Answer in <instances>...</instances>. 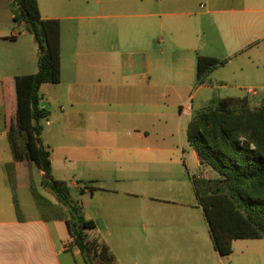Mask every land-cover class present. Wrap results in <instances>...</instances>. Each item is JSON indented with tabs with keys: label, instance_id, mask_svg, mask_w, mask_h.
<instances>
[{
	"label": "crops",
	"instance_id": "obj_1",
	"mask_svg": "<svg viewBox=\"0 0 264 264\" xmlns=\"http://www.w3.org/2000/svg\"><path fill=\"white\" fill-rule=\"evenodd\" d=\"M44 1L42 10L37 0L40 15L59 20L61 46L60 82L43 83L39 90L48 103L40 101L49 111L45 124H54L46 148L52 147L55 179L93 199L101 194L98 202L104 206L88 208L84 216L101 221L107 235L147 243L151 264H259L264 238H236L224 256L214 249L193 187L195 170L201 169L196 152L187 141L194 171L185 159V169L175 171L167 153L186 132L194 110L189 104L195 97L210 103L217 87L211 76L218 68L210 82L189 85L197 55L217 58L215 51H222L231 79L254 82L232 86L236 92L225 97L246 98L251 108L264 105V0ZM12 17L11 1L0 0V54L10 65L20 63L14 47L20 34H29L17 31L24 23H13ZM53 155L61 161L59 174ZM75 164L87 168L84 185L69 179ZM18 166L27 176L26 167ZM200 172L207 177V171ZM38 174V191L68 218L67 208L39 186L43 173ZM24 186L29 188L26 181ZM56 222L64 220L45 219L39 212L0 215V264H77L67 256L70 247ZM86 233L98 240L97 222ZM103 242L115 253L114 244ZM73 247V255L82 256ZM234 253L240 256L235 259Z\"/></svg>",
	"mask_w": 264,
	"mask_h": 264
},
{
	"label": "trees",
	"instance_id": "obj_2",
	"mask_svg": "<svg viewBox=\"0 0 264 264\" xmlns=\"http://www.w3.org/2000/svg\"><path fill=\"white\" fill-rule=\"evenodd\" d=\"M13 23H24V30L37 45V71L14 77L16 104L9 110L7 140L15 164L29 161L43 173L40 187L67 208L68 218L44 198L37 187L29 191L42 218L62 219L71 242L86 264H117L108 246L89 239L86 231L95 223L87 219L81 206L73 202L70 188L52 175L50 152L42 142V121L49 111L40 107L43 83L60 82V22L42 18L37 0H10ZM227 62L226 58L197 55L196 85L210 82L211 72ZM12 125H18L14 129ZM186 138L196 152L203 179L193 178L196 202L201 206L214 249L222 256L232 252L236 238H264V105L251 108L246 98H217L195 112L186 128ZM16 213L21 215L15 193V175L8 170ZM92 192V186H87Z\"/></svg>",
	"mask_w": 264,
	"mask_h": 264
},
{
	"label": "rangeland",
	"instance_id": "obj_3",
	"mask_svg": "<svg viewBox=\"0 0 264 264\" xmlns=\"http://www.w3.org/2000/svg\"><path fill=\"white\" fill-rule=\"evenodd\" d=\"M40 4L42 7V10H45V1L40 0ZM23 27L18 28L17 31L20 33L23 31ZM66 38V35H65ZM66 44V39H65ZM15 52L17 53L19 51V59L20 63L17 64V62H12L11 65L7 64L6 58H1L0 54V205H5L6 210L1 213L0 215L6 214H15L16 213V207L14 205L13 199H12V193L13 188L11 185V182L9 181V173L8 170H11V173L15 175V182L14 185H16V196L18 205L20 207V213L24 214L26 216L34 215V213H38V209L36 208L34 201L30 195L29 188L24 186V182L28 183V185L32 184L34 186H37V182L40 180V176L38 174L39 169L32 164L29 161L22 162L24 167H26L27 170V176H25V173L23 171V168L19 167L18 164H15L12 168L8 167L9 163L13 162L12 153L8 144L6 132L7 127L5 124V121L9 120V110L11 108L15 107L16 104V86L14 77H20L25 74H31L34 73L37 70V48L35 47V42L33 40V37L27 34L26 36H23V34H20L18 38L17 44L14 45ZM66 47V46H65ZM217 54H219L217 58L223 59L224 53L222 51H215ZM18 54V53H17ZM229 66H223L218 67V69L212 73V78L215 80L214 84L217 86L213 90V100L217 98H223L225 96H229L231 94H234L236 90L231 88L232 86H254V82L246 79L241 78L238 80L231 79L228 74H226V71ZM66 70V69H65ZM223 81H218V80ZM189 85L194 88L196 85L195 75L191 77V81H189ZM44 88H42V94L44 93ZM171 99V98H170ZM42 103L45 104V106H48V103L45 100V97L41 99ZM186 101V99H185ZM200 98L195 97V99L189 104L194 107V110L192 113L209 106L212 101L209 103L206 102H199ZM53 109L56 111H60V108L57 104H53ZM177 112V109H176ZM61 123V122H60ZM63 123V122H62ZM61 123V124H62ZM43 125V135L42 142L44 146L46 147V144H48V141L53 140V128L54 124L46 125L45 120L42 121ZM14 129H17L18 125H12ZM57 138V136L55 137ZM54 138V139H55ZM180 139V141H178ZM50 143V142H49ZM189 146L186 140V132L184 129L181 131L180 135L175 138V151L167 153V156L172 158L170 162V167H172L175 171L176 170H184V159L186 162L190 165L191 171L195 170V167L192 164V160L188 154ZM50 152H52V147L48 148ZM53 164L54 169L56 171V174H59V168L61 161L57 158H55V155H53ZM73 175L70 176V180H72L74 183H77L78 185H82V175L84 174V171L87 170L86 167L82 165H73ZM201 169L195 170V172L200 171ZM208 176V175H207ZM85 184H92V182L88 181ZM84 185V184H83ZM90 186V185H89ZM88 190V187H87ZM70 195L73 200V202L78 203L81 205V210L84 212V210H87L88 208L93 209L97 208L98 204L103 203L100 200L98 202L99 197H102L101 194H98L96 198H91L88 195H82L80 189L71 186L70 187ZM92 220V219H91ZM97 222L98 231L100 236L97 234L98 240L101 243L103 242V239H105L108 243L114 244L113 251L120 256L121 258H125L127 263L122 264H129V261H136L137 264H151V248L147 243H142V241H139L137 239H119V235L112 234L107 235L106 229H104L101 221L96 220ZM59 231L63 233L62 238H64V243L70 247V249L67 252V256L73 262V260H76L77 264H82V256L81 255H73L75 248L73 247L72 242L69 238V233L66 230L65 224L63 222H56ZM114 229L116 227L114 226ZM143 244V245H142ZM264 250V249H262ZM111 251V250H110ZM112 252V251H111ZM113 253V252H112ZM114 254L117 264H121L118 262L116 254ZM240 255L234 253L233 258L237 259ZM259 264H264V259H261V262Z\"/></svg>",
	"mask_w": 264,
	"mask_h": 264
},
{
	"label": "built area",
	"instance_id": "obj_4",
	"mask_svg": "<svg viewBox=\"0 0 264 264\" xmlns=\"http://www.w3.org/2000/svg\"><path fill=\"white\" fill-rule=\"evenodd\" d=\"M246 90L249 93H254L255 92V89L253 87H246ZM187 109H190L189 105L187 106ZM194 178L203 179V178H205V175H204V173L200 172L197 175H195Z\"/></svg>",
	"mask_w": 264,
	"mask_h": 264
}]
</instances>
